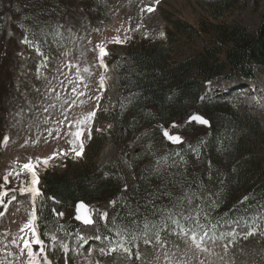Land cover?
I'll return each mask as SVG.
<instances>
[{
    "label": "trees",
    "instance_id": "obj_1",
    "mask_svg": "<svg viewBox=\"0 0 264 264\" xmlns=\"http://www.w3.org/2000/svg\"><path fill=\"white\" fill-rule=\"evenodd\" d=\"M240 1L208 3L220 20L236 10ZM109 5L110 0H0V49L9 40L13 17L17 32L36 41L44 56H58L67 46L71 20L79 14H94L110 25L114 17ZM175 25L179 36L171 42L141 38L129 44L125 53L112 51L108 56L121 79L122 98L113 114L119 125L117 142L124 149L137 139L142 153L128 162V168L119 163L102 166L93 160L63 174L50 170L41 175L46 198L39 201V224L45 235L54 230L68 231L83 242L84 225L73 216L79 202L110 206L109 220L99 218L102 237L108 242L101 251L105 263L122 254H104L117 246L121 229L139 231L149 220L154 226L169 224L163 233L165 241L184 239L171 232V221L164 215L169 208L193 215L201 214L202 205L201 221L220 224L218 235L229 232L226 228L231 225L235 228L230 232L241 233L238 240L230 236L213 240L233 244L243 243L254 225L264 223V167L259 154L264 143V119L254 110L243 109V93L224 95L220 89H207V82H214L229 70L232 74L227 76L233 80L248 82L258 77L259 67L264 66V19L258 33L241 21L205 22L203 30L181 19ZM205 32L215 38V47L180 59L179 42ZM198 108L213 120V129L193 124L199 135L191 142L174 145L166 130L182 119L189 120ZM97 141L100 154L104 135H98ZM57 210L67 215L58 216ZM136 220L140 224H134ZM229 220L237 223L229 224ZM245 227L248 232L243 231ZM149 246L141 240L139 248L132 244L133 253H123L128 260L139 262L140 253L145 256L144 249Z\"/></svg>",
    "mask_w": 264,
    "mask_h": 264
},
{
    "label": "rangeland",
    "instance_id": "obj_2",
    "mask_svg": "<svg viewBox=\"0 0 264 264\" xmlns=\"http://www.w3.org/2000/svg\"><path fill=\"white\" fill-rule=\"evenodd\" d=\"M209 1L110 0L108 7L114 17V23L107 25L100 20L99 15L79 14L78 18L71 20L66 48L55 57L44 56L39 48L25 43L27 37L24 33L17 32V27L13 24L16 20L11 17L9 40L6 44L3 43L0 49V191L3 190L10 172L23 174L25 165L33 160L39 162L42 158H51L58 152L60 155L52 161V167L45 165L39 169L41 175L44 171L50 170H57L63 174L71 167L90 164L93 160L102 166L119 163L120 166L128 168V162L133 161L143 150L138 146L140 142L137 139H133L124 149L119 147L115 134L119 131V125L114 121L113 114L114 108L122 98L121 79L117 66L107 60L108 56L106 60L110 71L104 67L101 46H106L110 52L123 54L129 44H133L137 39L170 41L171 38L179 36L175 21L180 19L192 23L200 30H203L205 22L241 21L254 32L260 31L264 19V0H241L236 10L220 20L214 16L217 11L208 3ZM150 7H156L157 11L154 13L146 11ZM164 33H167V36ZM118 38H122L126 43H114ZM214 39L213 35L206 32L197 34L194 38H185L184 41L179 42L180 59L186 60L208 46L215 47ZM112 57L114 59V56ZM224 59H227V54H224ZM88 68H92L94 75L87 72ZM230 74H232L231 70L215 78L214 82H207L208 92L218 89H221V92L243 90L242 87L245 86L239 83L240 79L235 81L228 78L227 75ZM81 76L84 77L83 82ZM256 78L257 80L249 82L251 88L247 90V95L241 104L245 111L254 110L264 119V66L259 67ZM237 81L239 86L233 84ZM226 83L232 85L226 87ZM77 88L80 89L79 93L76 91ZM94 112H98V115L91 131L84 137L87 148L85 155L80 157L74 151L72 141L75 137L71 133L78 131L76 125ZM177 124L180 127H177ZM192 124L182 119L169 130H172L173 134L185 135V141L188 143L199 135L196 134ZM101 134L105 137V146L99 154L96 151L100 146L97 137ZM9 135L12 141L5 146V140ZM77 147L84 150L80 145ZM65 152L68 155H65ZM259 152L264 167L263 142L260 144ZM23 178L31 183L30 173L25 174ZM17 187H23V180L13 177L10 188ZM16 195H19V199L11 209L0 208V213L4 211L8 213L3 222H0V264H25L29 259V255L26 254L23 255V260L20 259L26 238L32 235L31 230L25 233L24 228L31 222L32 213L37 211L38 204L33 202L31 194L13 192V196ZM11 199L12 197H9V201ZM93 207L100 215L101 212L110 215L112 210L107 204H93ZM78 211L79 205L73 216L79 217ZM234 228L235 226L231 225L226 229L230 232ZM248 229L245 227L243 231L248 232ZM57 231L54 236L59 237V244L55 251L50 249V257L54 264H69V262L70 264H102V259L105 258L100 250L106 242L100 237L101 228L98 223L82 228L84 238L91 246H86L82 249L84 251L74 250L77 245L76 236L67 231ZM9 233L11 235H8ZM21 237L25 239L17 247L16 241ZM170 239L166 240L167 248L160 245L154 248L145 247L146 254L139 262L128 260L125 254L120 252L122 254L112 257L106 264H180V261L184 264H264V233L252 235L243 243L236 244L210 240L205 242L207 251L201 249L190 238ZM67 242L72 245L71 253L66 252L62 247ZM39 247L37 246L38 251ZM12 253L16 255L13 256ZM170 255L172 259L169 258Z\"/></svg>",
    "mask_w": 264,
    "mask_h": 264
},
{
    "label": "snow or ice",
    "instance_id": "obj_3",
    "mask_svg": "<svg viewBox=\"0 0 264 264\" xmlns=\"http://www.w3.org/2000/svg\"><path fill=\"white\" fill-rule=\"evenodd\" d=\"M146 11L149 12H156V7H150L149 9H146ZM165 36H167V33H164ZM121 44L126 43L122 38H118L117 41ZM25 43L31 44L34 48L38 47V44L36 41L32 39L25 40ZM41 54L43 53V50L41 49ZM111 52L108 50V48L104 45L101 46V59L104 63V67L110 71V67L107 63L106 57L110 56ZM79 67V65H77ZM88 73H91L94 75L92 68L87 69ZM82 82L84 81V77L81 76ZM104 86L105 89L107 88V77H104ZM77 93L80 92V89H76ZM84 95H87V93H84ZM51 111V109H49ZM98 115V112L92 113L89 117H87L85 120L81 121L79 124L76 125V127L79 129L78 131L71 133L75 137L73 139L72 143L74 145V151L77 152L78 156L83 157L86 152L87 145L84 141V137L86 134H88L91 131L92 126L95 123V118ZM199 122L201 124L209 125L211 126V121L206 119L203 115L196 114L193 118L192 122ZM51 122V121H49ZM87 125V127H86ZM177 127H180L179 124L176 125ZM62 131V130H61ZM166 134L168 137L174 141L177 144H183L185 143V139L180 135H173L170 130H166ZM92 135L94 136V132H92ZM12 141V137L9 135L5 140V146L9 145ZM31 143V141L29 142ZM78 145L82 146L84 150H80ZM65 155H68L67 152L64 153ZM60 153L58 152L56 156H53L48 159H41L39 162L33 160L30 164H27L24 166V173L20 174L16 171H12L8 174L6 178V182L3 185V190L0 191V208H7L11 209L12 205L19 199V195L13 196V192L16 193H23V195H29L31 194L33 197V202L38 203L42 198H46L45 193L41 189L40 185L42 184L41 174L39 169L43 166L52 167V161L57 159L59 157ZM30 173L32 176L31 183L27 179H24V175ZM13 177H18L23 180V187H17V188H10V185L13 183ZM9 197H12L11 201H9ZM53 200H56V197L52 198ZM251 199V198H248ZM116 201L113 202V206L116 205ZM202 208L201 205V214H202ZM58 216H66V213H60L58 210L56 212ZM201 214H193V215H184L183 210L180 212H177L175 208H169L167 212L164 213V215L167 217V220L171 221V232L175 234L176 236H181L183 238H190L191 240H194L196 245H198L201 249L207 251L208 249L205 247V242L212 240V239H224L227 237H234L235 239H239L241 233L238 231H232V232H225L223 236L218 235L221 225L216 223H203L201 221ZM8 215L7 211H4L3 213H0V222H3L4 217ZM95 210L90 208L87 204H81L80 205V215L79 219L81 221H84L88 225H94L96 223L95 219ZM102 218L105 222L109 220V213L101 212ZM183 216V219L181 217ZM211 220V217L208 218ZM40 216L39 212L34 211L32 213V220L30 223H28L25 228L24 232L28 233L29 230H31L32 235L27 236L26 243L24 244L23 248V254L21 255L20 259L23 260V255H29V259L25 262V264H54V261L51 259L49 255V248H51L52 251H55L57 245L59 244V237L52 236L53 243L49 245V243L43 238V235L40 230V224H39ZM262 222H264V217L261 218ZM185 221H192V226H189L185 223ZM134 224H140V221L136 220L133 221ZM229 224H236L237 222L235 220H229ZM199 225L198 228L195 227V225ZM261 227H264V223H262L261 226H253V231L250 233H246V238H251L252 235H257L261 231ZM169 224L165 222L164 224H158L156 226L153 225L151 220L146 221L145 225L142 230L139 231H130L121 229L120 241L117 242V246L112 248L111 252L105 251V255H114L117 251L119 252H127V253H133L132 244L135 243L136 247H140L141 240L144 241V243L151 245V246H163L164 248L168 247V243L165 241V237L163 233L168 230ZM211 229V231H209ZM153 233L155 235H153ZM8 235H11L9 233ZM51 236V233H49ZM129 235H131L132 239L129 240ZM24 237L18 238L16 241L17 247L20 246L21 242L24 241ZM111 239V238H110ZM37 246L39 247V251L37 250ZM64 250L68 253L73 252L72 245L70 243H65L62 245ZM78 252L79 249H76ZM13 256L16 255V253H12ZM172 259L171 255L169 257ZM140 259L143 260L144 256L143 253H140ZM70 264V262H69ZM180 264H184L183 261H180Z\"/></svg>",
    "mask_w": 264,
    "mask_h": 264
},
{
    "label": "water",
    "instance_id": "obj_4",
    "mask_svg": "<svg viewBox=\"0 0 264 264\" xmlns=\"http://www.w3.org/2000/svg\"><path fill=\"white\" fill-rule=\"evenodd\" d=\"M197 114H200V115H203L200 111L197 113ZM204 116V115H203ZM205 118H206V116H204ZM206 119H208V120H210L209 118H206ZM191 121H192V118H191ZM211 121V120H210ZM198 122V121H197ZM212 122V121H211ZM205 125V124H204ZM209 126V125H208ZM211 126L213 127V122L211 123ZM81 204H87L88 206H90L87 202H85V201H83V202H81ZM80 204V205H81ZM90 208H92L91 206H90ZM93 209V208H92ZM94 210V209H93ZM80 212V211H79ZM96 213V212H95ZM95 219H96V215H95Z\"/></svg>",
    "mask_w": 264,
    "mask_h": 264
}]
</instances>
